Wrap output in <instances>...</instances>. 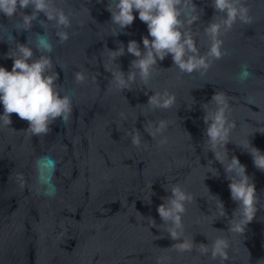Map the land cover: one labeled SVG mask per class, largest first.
I'll use <instances>...</instances> for the list:
<instances>
[{
  "label": "water",
  "instance_id": "water-1",
  "mask_svg": "<svg viewBox=\"0 0 264 264\" xmlns=\"http://www.w3.org/2000/svg\"><path fill=\"white\" fill-rule=\"evenodd\" d=\"M56 2L72 16L71 36L63 43L43 12L29 30L20 27V12L31 13V7L13 17L0 13V64L11 69L13 59L7 53L18 42L30 43L32 59L38 58L42 53L36 34L47 31L55 45L51 55L52 70L59 73L56 83L73 96L71 119L56 118L45 134L25 130L29 122L15 112L10 125L15 129L0 125V264H157L158 257L162 264H221L211 254L218 237L230 244L227 264H264V170L240 144L249 139L264 150V0H239L251 20L238 18L231 28L224 23L226 13L214 8V0H195L201 14L192 28L199 34L201 52L212 44L204 29L214 19L222 26L228 54L213 60L203 74L181 73L169 54L154 69L150 88L138 77L132 88L122 91L110 84L113 74L104 60L109 59L108 49L123 42L125 52L113 67L127 73L136 58L127 43L136 39L144 47L146 22L137 13L131 25L113 34L109 0ZM243 65L252 75L241 81ZM81 69L88 79L77 83L75 72ZM151 88L174 91L176 103L151 108L146 104L155 91ZM220 90L230 100L229 119L237 121L226 146L229 158L238 156L246 165L261 204L242 234L229 231L238 202L232 199L224 165L204 147L203 105ZM161 118L171 123L154 139L144 124ZM134 128L148 148L132 144L129 132ZM160 135L168 136L167 145L157 144ZM45 156L55 160V195L44 194L37 180L36 161ZM210 159L219 175L206 174ZM177 182L196 196L183 214L182 235L196 243L191 251L172 245L176 241L167 231L170 222L164 223L157 210L172 194L168 187ZM211 194L224 201L226 215L218 216ZM152 218L160 228L152 225ZM201 242L208 243L207 253L200 250L205 247Z\"/></svg>",
  "mask_w": 264,
  "mask_h": 264
},
{
  "label": "clouds",
  "instance_id": "clouds-1",
  "mask_svg": "<svg viewBox=\"0 0 264 264\" xmlns=\"http://www.w3.org/2000/svg\"><path fill=\"white\" fill-rule=\"evenodd\" d=\"M213 6L226 13L224 23L228 28H231L238 18L245 22L251 20L247 7L240 4L239 0H214ZM28 7L33 9L31 13L20 12L22 29H31L33 20L43 12L48 21L54 22L52 27L55 28V35L59 38V42L63 43L70 38L71 33L68 29L72 26V16L65 8L59 6L56 0H0V13L8 17H13L18 10ZM107 8L111 12L113 34H119L120 29L131 25L137 13L139 18L146 22L148 28V34L142 37L143 48L141 42L136 39H131L127 43V51L136 57L131 61V68L127 73L120 66L113 67L116 64V58L125 52L123 42L116 49H108L109 59L107 62L104 60V65L113 74L110 84L114 83L115 87L121 91L132 88L133 84L137 83L138 77L142 85L150 88L154 69L159 61L169 54L181 73L200 71L202 74L212 67L213 60L221 59L228 54V49L223 47L224 40L220 34L222 26L214 19L204 29L205 33L211 35L212 44L207 52H201L197 41L199 34L192 28L201 14L195 0H109ZM88 11L90 14L89 9ZM41 23L46 24L47 21H41ZM36 37L37 48L42 53L38 58L32 59L34 49L30 43L18 42L16 48L7 53V56L13 59L11 69L0 64V103L3 105V111L0 112V125L11 127V113L15 112L29 122L25 130L30 131L32 135L49 132L50 125L58 117L68 122L73 112V96L56 83L59 73L52 70L54 60L51 53L55 45L47 31L44 34L37 33ZM251 75L252 72L248 66L243 65L238 78L243 81ZM74 79L77 83L83 82L88 79V74L81 69L75 72ZM91 79L96 81V75H92ZM176 101V93L165 88L162 91L155 89L146 104L151 108H170ZM213 105L214 107H210ZM203 108L205 109L203 119L207 125L205 150H212L215 159L224 165L232 199L238 202V208L234 210L233 219L230 221L229 231L242 234L247 224L256 216L261 204L256 184L247 173L246 165L238 156L233 155L229 158L228 155L226 146L232 140L231 133L237 127V121L229 119L231 104L227 93L223 90L216 91ZM120 115L126 117L124 112ZM170 123L167 118H161L158 121L149 119L144 124V128L154 139H157L158 134L163 133ZM129 134L133 145L149 147L138 128L130 130ZM168 143V136H159L157 140L159 146ZM240 144L251 152L255 165L264 170V150L253 146L249 139L246 143L242 141ZM206 167V174L211 172L213 175H219L211 159ZM36 171L38 183L44 194L55 195L54 158L49 156L38 158ZM149 187L151 188V185ZM168 188L172 194L163 198L157 210L164 223L170 222L171 226L167 231L176 241L172 245L181 251H191L196 243L194 239L188 240L182 235L183 214L187 210V202L195 200L196 196L178 182ZM211 195L215 198L218 216L226 215L224 201L214 194ZM150 198L149 193L147 199L150 201ZM152 225L159 227L154 218H152ZM200 244L205 245L200 250L207 253L208 243ZM229 247L230 244L225 237H218L212 242L211 254L213 257H219L221 264H227L230 258ZM157 264H162V258H157Z\"/></svg>",
  "mask_w": 264,
  "mask_h": 264
}]
</instances>
